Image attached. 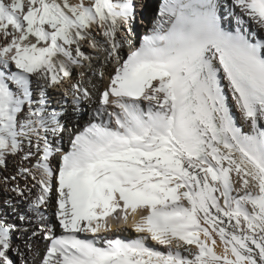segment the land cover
<instances>
[{
	"label": "snow or ice",
	"instance_id": "1",
	"mask_svg": "<svg viewBox=\"0 0 264 264\" xmlns=\"http://www.w3.org/2000/svg\"><path fill=\"white\" fill-rule=\"evenodd\" d=\"M0 186V264H264V0H0Z\"/></svg>",
	"mask_w": 264,
	"mask_h": 264
},
{
	"label": "bare ground",
	"instance_id": "2",
	"mask_svg": "<svg viewBox=\"0 0 264 264\" xmlns=\"http://www.w3.org/2000/svg\"><path fill=\"white\" fill-rule=\"evenodd\" d=\"M152 2H155V0H152ZM152 16L153 14L152 13H147L145 17H141V19L143 20V23L138 25V33L140 35H143V32L151 26V21H152ZM91 109V106L89 105H86L85 106V111H90ZM89 119V116L86 114L84 115L83 117V120L81 121V126H83V124H85ZM65 141H67V137H65ZM15 167H16V161L14 160H10L8 162V171H9V174L13 173L14 170H15ZM7 194H5L2 190V186H0V199H4L5 196ZM115 235H119L121 238H135L136 237V233L132 232L131 229H127L125 232H119V233H113V236ZM40 246L43 247V242L40 243Z\"/></svg>",
	"mask_w": 264,
	"mask_h": 264
},
{
	"label": "rangeland",
	"instance_id": "3",
	"mask_svg": "<svg viewBox=\"0 0 264 264\" xmlns=\"http://www.w3.org/2000/svg\"><path fill=\"white\" fill-rule=\"evenodd\" d=\"M88 111H85V113H87ZM86 115V114H85Z\"/></svg>",
	"mask_w": 264,
	"mask_h": 264
}]
</instances>
